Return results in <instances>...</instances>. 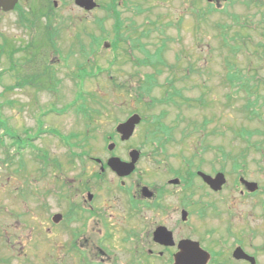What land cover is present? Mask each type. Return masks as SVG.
Returning a JSON list of instances; mask_svg holds the SVG:
<instances>
[{"label":"rangeland","instance_id":"374dc122","mask_svg":"<svg viewBox=\"0 0 264 264\" xmlns=\"http://www.w3.org/2000/svg\"><path fill=\"white\" fill-rule=\"evenodd\" d=\"M55 1V18L70 20L64 30L58 27L56 49L67 56L69 69L64 68L65 75L56 76L59 85L55 93L47 90L52 83L48 79L52 67L43 64L53 55L48 53L47 45H42L44 38L37 39L29 24L20 25L16 12H0V264H137V246H84L82 250L78 244H69L71 232H80L82 222L78 211L73 222L68 214L70 208L77 210V204L82 205L81 193L77 192L80 164L86 166L88 173L93 171L87 155H104L107 144L116 140L108 142L106 136H116L115 126L126 117L130 103L129 109L145 121L125 145L118 139L115 142L143 152L139 167L146 171V176L142 183L154 185L171 178L166 168L181 170L182 174L188 168H199L204 173L222 169L228 180L219 193L206 194L199 188L195 192L194 201L199 199L210 205L209 217L202 226L196 222L197 227L217 228L211 238L216 243L224 229L221 214L230 213L233 226L227 231L235 238L250 244L249 229L250 233L263 236L264 22L259 21L264 16V0L257 9L249 10L245 9L246 4L251 5L252 0H229L222 12L207 11L206 0H201L195 12L198 9L209 15L198 23L190 12V0H121L125 43L118 42L116 50L110 45L114 39L113 21L106 17L105 10L109 0H95L99 8L91 12L76 8L72 0ZM20 5L32 18L31 14L43 2L21 0ZM92 36L98 46L92 45ZM30 42L35 44L37 54L29 47ZM79 44L86 49L83 57ZM132 44L135 47L131 49ZM157 49H162L163 65L154 69L149 60ZM69 51L72 55L68 56ZM30 57L37 62L31 65ZM137 60H145L146 64L140 67L134 63ZM81 62L85 64L86 77L91 78L82 82L81 87L91 118H83L82 112L75 113L79 103L74 100L80 91L70 73ZM36 64V72L43 76L32 70ZM230 74L240 78L232 87L226 82ZM145 75H152L156 86L149 96L137 101L134 91ZM241 83L251 87L249 94L239 87ZM164 97L168 102L159 103ZM50 109L59 114L44 115ZM252 111L255 115H251ZM40 121L44 132L54 129L64 140L68 139L71 147L62 145L54 136L39 134L36 130L41 127ZM158 121L162 123V133L152 139L145 131L150 122L153 127H161ZM160 149L163 151L158 155ZM54 163L61 167L53 168ZM236 173L257 183L254 196L240 195L243 188L234 187ZM110 182L106 178L103 188H113L115 182ZM169 198L174 200L175 196ZM96 205L114 217H122L127 211L124 198L118 193L109 196L101 191ZM56 214L62 219L54 224L51 219ZM193 215L190 226L196 220ZM151 220L161 221L159 216ZM164 220L168 227L173 226L174 219ZM86 222L83 239L93 240L98 237L92 230L97 227L95 220ZM111 223L115 224L110 219L108 226ZM237 223L246 227L239 229L234 226ZM187 233L189 226L185 225L179 234ZM257 234L251 241L253 245L262 241ZM234 242L229 239L227 245ZM149 247L155 255L162 251L157 246ZM209 247L216 254L215 261H224L228 256L232 259L230 252L234 246ZM257 247L264 248L244 246L249 252ZM99 250L106 256L105 263L99 258ZM170 260L163 254L160 259L151 257L147 264H170ZM259 260L264 264V249Z\"/></svg>","mask_w":264,"mask_h":264},{"label":"flooded vegetation","instance_id":"af4514ba","mask_svg":"<svg viewBox=\"0 0 264 264\" xmlns=\"http://www.w3.org/2000/svg\"><path fill=\"white\" fill-rule=\"evenodd\" d=\"M189 4H190V10L195 14L196 19L197 17H200L201 18L200 20H203L207 15H209L206 13H201V11L198 12V9L197 12H195L196 4L197 5L201 4V0H190ZM228 4H229V0H206L205 7L206 10L209 12H213V11L222 12ZM259 4H261V0H252L251 5L246 4L247 8L245 9L246 10H249L251 8L257 9V7H259ZM51 6L54 9L57 7V3H54V1H52ZM263 6H264V2H263ZM22 10L25 12V9L22 8ZM69 21L63 19L57 20V18H48V19L41 18L36 20L34 23V29L35 32L37 33L36 36L37 39L39 38L38 32H40L41 35L45 33L44 27L46 26L47 33H45L46 36H44L43 38L47 42L48 36L50 35L53 36V39L56 41V39H58L59 37V31H60L59 28L61 27V29L64 30L65 27H68L66 25L69 24ZM259 22H264V16L261 17ZM57 25L59 28L58 27L55 28V26ZM37 44L38 43H36V45ZM47 49H48V45H47ZM68 53L72 55V53L70 52ZM66 58L67 56H62V54L50 58L49 63L53 65L50 71L52 72L54 71L56 75H58V73L65 75V73L63 72L65 71L64 68L66 64ZM41 66L43 65H40L39 67ZM130 105L131 103L126 106L127 107L126 117L124 118V120H122V122H125L129 117H131L136 113L129 109ZM143 121L145 120L143 116H141V123ZM149 125L150 128L145 131L148 137L159 136V134L162 133L160 131H157V127H153L151 125V122L149 123ZM42 134L45 133L42 132ZM115 134L116 136H114V134L112 135L108 134L106 136V138H108L107 139L108 142L111 139L112 140L116 139L115 141H117L118 139L120 143H122L123 145L127 143V141L121 140V136L118 135L116 130H115ZM115 141L113 142L115 146L111 151H109L106 148L107 151L104 153L105 156L101 155L100 157L92 158L91 156L87 155L89 160L92 162L91 163L92 164L91 167L93 170L92 172L88 173V171H86V166L84 164H80L81 172L79 174L80 176L78 181L79 189L78 191L77 190L76 191L81 193L82 205L79 204L78 206L77 204L78 210H76L75 212L77 211L79 212L80 214L79 220H81L82 222H81L80 232L79 231L77 232V237L74 241L75 244H78V246H82L81 247L82 250L85 249L84 246H137V250H135V253H137L135 258L137 264H147V261H149L151 257L157 256L160 259L163 257V254H167L169 257L172 258L173 254L177 251L176 247L166 248L163 246H167V245L159 244L154 240L155 230L159 227H162L171 235L172 245L170 246H179V243L182 242L183 240L194 242L198 246H201L202 249L206 250L211 255V259L208 264H213V262L214 264H261L259 260V255L264 248L257 247L255 251L249 252L245 250L244 246H264V235L260 236L257 233L252 234L250 233L252 232V229L247 230V232L250 234V241H249L250 244L248 245L242 242L239 238L238 239L235 238L232 233L230 234L227 231V228L233 226L231 221L233 219V216L230 213L226 216H223V214H221L222 216L220 220H222L223 222L222 225L224 226V229L222 231V234H220L221 236L217 239L216 243L213 242L211 238L213 237L214 234H216L217 228L216 229L204 228L202 230L200 227L198 228L196 225L197 222L200 223V226H202L203 220L209 217L210 211L208 208L210 207V205L206 201H198L199 199L198 200L196 199V201H194L195 192L197 191V188H199L201 190H204L206 194L219 193L222 190V188L225 186L226 180H228L227 175L223 171H221L222 169L218 171H215L213 169V172L205 173L211 178H215L219 174H221L224 177L225 182L217 191L211 190L209 186L204 183L201 177L197 175L198 172H202L198 170L199 168H196L195 170H191L192 168L185 169L183 170L184 174L181 173V170L177 172V170L175 169L166 168L165 170L168 171V175L171 178H167L166 180L164 178L163 179L164 182L159 184L146 185L142 183L146 176V171L140 170L139 167L141 160L144 158L143 152L141 151H139L140 153L138 154V160L135 163V168L129 175L119 177L116 174V172L112 171L109 168L108 161L110 159H118L119 161L124 163L131 162V158H132L131 153L132 151H135V148L131 146L120 147ZM162 151L163 149L158 150L159 152V153L157 152L158 155L162 153ZM221 154L224 155V153ZM190 163L191 160L188 162V164ZM158 170L159 169L156 170V173H158ZM241 173L243 174V172ZM241 177L242 176L239 174L237 178V182ZM106 178L111 179V182H115V186L113 188L111 185L105 186L103 188L104 180ZM241 179L244 178L242 177ZM175 180L178 182L177 184L171 183L172 181ZM194 180L197 182V184H194ZM240 182L241 183L235 182L234 187L238 189H240V187L243 188L242 191L240 190L241 196H243L244 193L246 194V196L249 197H252L256 194L254 193L256 191L254 192L248 191L241 180ZM144 188L150 191L149 192L151 194L150 197L142 196V189ZM101 191L106 192V194L109 196H112L113 193H118L119 195L123 196L124 202L127 206L126 207L127 211L123 212L124 216L114 217L113 213L107 214L104 209L99 210L96 204L97 202L99 204V193ZM84 196L85 199H83ZM169 196H175V199L174 200L170 199ZM86 205L87 208L85 207ZM212 209L213 207L211 206V210ZM183 212L186 214V219L184 221L182 220ZM263 212H262V216H263ZM192 214H195L193 216L195 217L196 220L194 221L193 226L192 225L190 226L189 223L190 221H192L191 219ZM153 216H159L161 221H152L151 219L153 218ZM177 217L179 219H177ZM217 218L219 217L217 216ZM89 219H94L95 225L97 226L92 229L94 232H96V235H98V237H96L93 240L83 239V237L85 236V231L88 228L86 221ZM110 219L115 224L111 223L110 224L111 226H108ZM164 219H174L173 226L168 227L167 226L168 224ZM185 225L189 226L190 233L179 234V231H181ZM234 226L239 227V229H243V227H246L238 223ZM256 232H259L258 229L256 230ZM256 234L258 235L259 238L262 239V241L260 244L253 245L251 241L253 240V238H256L255 237ZM116 238H118V240ZM77 239L80 240L78 243L76 242ZM229 239H232L235 242L227 245ZM114 241H116V243H113ZM69 244L66 245L68 246ZM230 245L234 246L230 252V256L232 257V259L229 258L228 256L226 260L219 261L220 256H222V253L219 252V257H217L219 259L218 260L219 262L215 261L216 254L214 252L212 253V251L210 250L211 248L209 246H230ZM149 246H157L162 251H158L157 255H155L151 251ZM202 246H205V248ZM207 248H209V250ZM236 248L242 249V251L249 257V259H234L232 255ZM172 249L174 251H172ZM100 250L99 253L101 255L99 258H101V261L105 263L106 256L102 252H100Z\"/></svg>","mask_w":264,"mask_h":264},{"label":"water","instance_id":"95a60500","mask_svg":"<svg viewBox=\"0 0 264 264\" xmlns=\"http://www.w3.org/2000/svg\"><path fill=\"white\" fill-rule=\"evenodd\" d=\"M19 0H0V10L2 12H10L14 9L16 4ZM74 3L77 7L84 9L85 11H92L97 7L94 0H74ZM140 118L137 115L130 117L125 123L121 124L117 128V132L121 134V140H128L134 130V127L139 123ZM113 148V145L108 147L109 150ZM132 158L130 163H123L118 159H110L108 161V166L116 172V174L121 176L129 175L133 169L134 164L137 161L138 153L133 152L131 153ZM198 176L202 178V180L214 191L220 189V187L224 184L225 180L224 177L219 174L214 179L211 177L203 174L197 173ZM242 183L246 187V189L250 192H254L257 189V185L254 183H248L241 179ZM171 183L177 184L178 182L172 181ZM150 193L147 189H142V196L143 197H150ZM60 215H55L53 217L54 222H58L60 220ZM186 219V214L182 213V220ZM154 240L159 244H164L167 246L172 245V239L170 233H168L164 228L159 227L154 232ZM171 247V246H170ZM178 252L173 256V264H207L209 260V255L201 250L196 243H192L190 241H182L179 243ZM234 257L236 259H243L247 258L246 255L240 250L237 249L234 252Z\"/></svg>","mask_w":264,"mask_h":264},{"label":"trees","instance_id":"16d2710c","mask_svg":"<svg viewBox=\"0 0 264 264\" xmlns=\"http://www.w3.org/2000/svg\"><path fill=\"white\" fill-rule=\"evenodd\" d=\"M43 2V6L40 7L39 9L35 10L36 12L38 11V13L34 12L33 14H31L32 18H28V16H26V12H24L23 10L20 9V15H19V23L21 25H24L25 23H32L34 19H38V18H55V16L53 15L54 13V9L53 7L51 6L49 2V0H41ZM120 3H121V0H109V3H108V6L106 8V17L111 19L113 18L114 20V29H113V32H114V36L116 38V42L121 39L122 37V29L124 28L123 27V19L120 17V11H119V7H120ZM19 7H17L16 9H18ZM34 10V8H33ZM30 16V14H29ZM45 33H47V27L45 26ZM49 35V34H48ZM49 37L51 38L52 36L49 35ZM124 41V40H123ZM137 41V40H136ZM161 52H162V49H157L155 55H153L152 58H150L149 60V65L154 67V68H157V66L159 65H163L162 64V61H161ZM14 53V51H12L11 55ZM141 65H142V62H139ZM237 80H240V78H237L234 74H230L229 77H228V81L227 83L232 87L234 86L235 82H237ZM139 86L138 88L135 89V97H137L138 99H142L144 98L151 90L152 86L154 84H156V82L154 81V78L152 75H148L146 76L145 79L143 80H139ZM245 84L247 83H241L239 85V87L241 89H243L246 94H249L250 92V88L249 86H246ZM167 99L165 98V101ZM251 115H255V113L252 111L251 112ZM258 117V116H257ZM251 137V134H249V137ZM254 148L258 151L259 150V146H255L254 145Z\"/></svg>","mask_w":264,"mask_h":264}]
</instances>
